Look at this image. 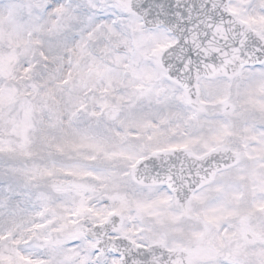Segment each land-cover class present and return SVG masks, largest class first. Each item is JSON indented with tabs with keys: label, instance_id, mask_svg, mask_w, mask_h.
Listing matches in <instances>:
<instances>
[{
	"label": "snow or ice",
	"instance_id": "6c2138e0",
	"mask_svg": "<svg viewBox=\"0 0 264 264\" xmlns=\"http://www.w3.org/2000/svg\"><path fill=\"white\" fill-rule=\"evenodd\" d=\"M0 264H264V0H0Z\"/></svg>",
	"mask_w": 264,
	"mask_h": 264
}]
</instances>
